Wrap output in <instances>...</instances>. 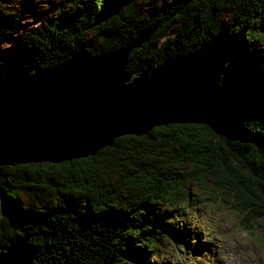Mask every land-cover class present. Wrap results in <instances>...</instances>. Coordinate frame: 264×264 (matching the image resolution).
<instances>
[{"label": "trees", "instance_id": "16d2710c", "mask_svg": "<svg viewBox=\"0 0 264 264\" xmlns=\"http://www.w3.org/2000/svg\"><path fill=\"white\" fill-rule=\"evenodd\" d=\"M101 4L0 0V79L110 53L152 28L129 55L127 70L139 74L226 31L238 38L241 57L233 56L220 86L253 141L172 123L85 158L2 166L0 209L9 214L0 213V251L24 239L33 264H179L202 254L193 238L209 232H187L188 210L216 192L232 198L245 228L264 229V0H128L96 24ZM168 250L178 260L164 261Z\"/></svg>", "mask_w": 264, "mask_h": 264}, {"label": "water", "instance_id": "95a60500", "mask_svg": "<svg viewBox=\"0 0 264 264\" xmlns=\"http://www.w3.org/2000/svg\"><path fill=\"white\" fill-rule=\"evenodd\" d=\"M127 4L102 0L94 23ZM153 31L142 30L110 53H82L49 70L0 79V168L85 158L119 137L172 123L204 124L229 141H253L220 86L233 56L241 57L238 38L222 31L183 57H168L139 74L128 71L129 55ZM34 258L24 239L1 247L0 264H33Z\"/></svg>", "mask_w": 264, "mask_h": 264}, {"label": "rangeland", "instance_id": "374dc122", "mask_svg": "<svg viewBox=\"0 0 264 264\" xmlns=\"http://www.w3.org/2000/svg\"><path fill=\"white\" fill-rule=\"evenodd\" d=\"M23 23L33 22L26 20ZM210 197L214 201L208 198L206 203L197 204L188 210L186 219L188 233L201 227L209 229V232H202L200 239H193L194 247L203 249L202 254L195 252L185 261L180 259L179 264H264V229L259 226L245 228L242 214L233 207L231 197H225L221 192ZM0 211L9 214L4 205ZM209 255L214 259L209 260ZM169 258L178 260L175 251H163L162 259L168 261Z\"/></svg>", "mask_w": 264, "mask_h": 264}, {"label": "bare ground", "instance_id": "6f19581e", "mask_svg": "<svg viewBox=\"0 0 264 264\" xmlns=\"http://www.w3.org/2000/svg\"><path fill=\"white\" fill-rule=\"evenodd\" d=\"M152 36V35H151ZM194 208V207H193ZM193 237H195V236H193ZM194 239V238H193ZM208 252H210V251H208Z\"/></svg>", "mask_w": 264, "mask_h": 264}]
</instances>
